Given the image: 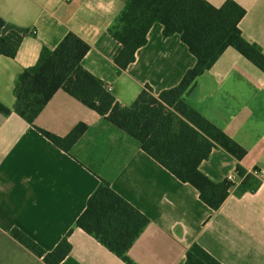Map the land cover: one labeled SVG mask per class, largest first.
Returning a JSON list of instances; mask_svg holds the SVG:
<instances>
[{
  "label": "crops",
  "instance_id": "obj_1",
  "mask_svg": "<svg viewBox=\"0 0 264 264\" xmlns=\"http://www.w3.org/2000/svg\"><path fill=\"white\" fill-rule=\"evenodd\" d=\"M220 7L226 0H207ZM245 10L242 37L264 55V0H233ZM124 0H0V18L33 31L15 58L0 55V102L12 108L17 76L36 65L43 48L53 50L71 32L90 50L82 61L121 106H130L145 86L153 94L173 88L195 58L178 35L163 38L155 23L147 43L125 70L112 55L118 45L108 35ZM185 102L232 139L246 154L240 161L217 147L199 170L214 182L235 184L217 211L181 183L107 120L58 91L35 126L65 137L78 123L88 126L66 153L12 113L0 114V264H45L15 241L17 229L45 252L70 231L71 252L60 264H125L93 237L75 227L100 183L147 218L127 252L134 264H185L199 245L220 264H264V176L255 192L239 193L246 173L264 172V74L232 48L201 75Z\"/></svg>",
  "mask_w": 264,
  "mask_h": 264
},
{
  "label": "trees",
  "instance_id": "obj_2",
  "mask_svg": "<svg viewBox=\"0 0 264 264\" xmlns=\"http://www.w3.org/2000/svg\"><path fill=\"white\" fill-rule=\"evenodd\" d=\"M124 1L123 10L108 29V35L118 45L112 55L114 64L125 70L134 63L135 53L146 45L150 28L158 23L163 27V38L178 35L196 60L177 86L157 96L151 87L145 86L130 106H121L106 85L83 68L82 61L90 47L68 32L53 50L43 48L36 65L17 76L15 103L8 108L0 102V114L5 117L12 113L18 115L53 145L69 153L87 131L86 124H76L65 137L35 126L41 111L58 91H62L133 139L145 154L178 181L193 187L209 209L217 211L235 184L228 179L214 182L199 170V166L217 147L238 161L244 158L246 151L192 109L185 97L197 79L228 48L237 51L264 74L262 50L248 43L239 29L245 10L233 0H226L220 7L207 0ZM30 34L0 18V55L15 58L23 38ZM236 173L242 178L237 187L239 193L255 192L261 184L262 178L246 173L240 166L236 167ZM147 223V218L119 197L109 182L100 179L75 227L125 264H134L127 252ZM71 232L50 252L42 250L17 229H12L10 235L45 264H60L71 252L68 240ZM185 264L220 263L193 244L185 254Z\"/></svg>",
  "mask_w": 264,
  "mask_h": 264
},
{
  "label": "built area",
  "instance_id": "obj_3",
  "mask_svg": "<svg viewBox=\"0 0 264 264\" xmlns=\"http://www.w3.org/2000/svg\"><path fill=\"white\" fill-rule=\"evenodd\" d=\"M32 34H34L33 31H31ZM109 91V90H108ZM253 176L257 177V178H262L264 176V172L263 171H251L250 172ZM228 180L231 181V178L229 177Z\"/></svg>",
  "mask_w": 264,
  "mask_h": 264
}]
</instances>
